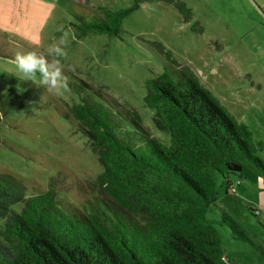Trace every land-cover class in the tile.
Here are the masks:
<instances>
[{"label": "trees", "instance_id": "1", "mask_svg": "<svg viewBox=\"0 0 264 264\" xmlns=\"http://www.w3.org/2000/svg\"><path fill=\"white\" fill-rule=\"evenodd\" d=\"M152 1L189 16L176 0H134L124 10L98 8L90 20L77 16L75 27L81 36L117 35L126 17ZM179 72L145 82V105L155 112V127L169 134L167 146L106 92L87 84L72 87L76 104L62 113L102 166L91 187L95 201L69 206L53 186L26 195L24 183L0 174V264H227L216 226L249 241L233 217L223 212L211 220L207 211L217 201L219 167L224 179L240 177L246 167L264 179V162L254 154L248 127L190 70ZM41 88L0 90V125L38 101Z\"/></svg>", "mask_w": 264, "mask_h": 264}, {"label": "rangeland", "instance_id": "2", "mask_svg": "<svg viewBox=\"0 0 264 264\" xmlns=\"http://www.w3.org/2000/svg\"><path fill=\"white\" fill-rule=\"evenodd\" d=\"M176 1L189 16L171 4L152 1L126 17L117 35L81 36L75 27L77 16L90 20L98 8L124 10L134 0H0V90L22 92L35 86L43 90L38 101L3 118L0 174L24 183L26 195L53 186L69 206L94 202L91 187L102 166L87 139L62 113L76 104L72 87L87 84L106 92L134 111L144 129L167 146L169 134L155 127V112L145 105V82L162 72L179 77L182 68L190 70L235 121L248 127L254 154L264 162V45L258 43L261 49H254L248 41L241 43V11L236 5L222 8L216 0ZM231 21L237 22V29L227 23ZM54 42H62L66 53L59 58L66 78L61 95L49 92L39 75L26 77L15 62L17 53H45ZM157 44L168 57L156 49ZM222 171L219 167L215 174L218 196L207 218L217 220L227 213L249 239L236 240L227 228L216 226L225 262L264 264V252L259 250H264V179L249 167L240 177L224 179Z\"/></svg>", "mask_w": 264, "mask_h": 264}, {"label": "clouds", "instance_id": "3", "mask_svg": "<svg viewBox=\"0 0 264 264\" xmlns=\"http://www.w3.org/2000/svg\"><path fill=\"white\" fill-rule=\"evenodd\" d=\"M61 43H52L45 53L33 50L17 53L15 57L16 67L20 72L29 79L39 75L41 84L54 95H61L62 89L66 87V78L59 59L66 53Z\"/></svg>", "mask_w": 264, "mask_h": 264}, {"label": "crops", "instance_id": "4", "mask_svg": "<svg viewBox=\"0 0 264 264\" xmlns=\"http://www.w3.org/2000/svg\"><path fill=\"white\" fill-rule=\"evenodd\" d=\"M216 2L222 8H229L228 5L230 3L239 8L241 11L240 18L242 19L240 22V28L242 30L240 36L241 43L248 41L247 43L253 44L252 47L254 49H261L258 48V43L264 45V0H216ZM232 15H234V12L231 10L229 16L231 19H234L235 16ZM229 22L227 23L236 25L237 29V22ZM262 55H264V52Z\"/></svg>", "mask_w": 264, "mask_h": 264}, {"label": "built area", "instance_id": "5", "mask_svg": "<svg viewBox=\"0 0 264 264\" xmlns=\"http://www.w3.org/2000/svg\"><path fill=\"white\" fill-rule=\"evenodd\" d=\"M223 260L225 261V259L223 258Z\"/></svg>", "mask_w": 264, "mask_h": 264}]
</instances>
